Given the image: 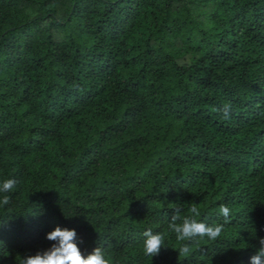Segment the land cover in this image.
<instances>
[{"label": "trees", "instance_id": "1", "mask_svg": "<svg viewBox=\"0 0 264 264\" xmlns=\"http://www.w3.org/2000/svg\"><path fill=\"white\" fill-rule=\"evenodd\" d=\"M232 113L224 119L223 105ZM0 264L74 229L118 264H250L264 237V0H0ZM223 224L185 258L174 210ZM164 232L145 257L143 233Z\"/></svg>", "mask_w": 264, "mask_h": 264}, {"label": "clouds", "instance_id": "2", "mask_svg": "<svg viewBox=\"0 0 264 264\" xmlns=\"http://www.w3.org/2000/svg\"><path fill=\"white\" fill-rule=\"evenodd\" d=\"M224 119H229L232 113V105L225 104L222 109H218ZM17 181L9 178L0 181V207H5L10 203V196L7 193L13 191ZM187 215H181L182 209L177 208L168 223V231L174 234L180 246L176 250L179 256L189 257L192 254L193 246L203 240H217L225 224L231 223V209L227 205L221 204L218 215L224 219L223 224H206L197 219L200 210L196 205L188 208ZM142 252L145 257L153 258L159 255L165 246L164 232L154 233L151 229L144 231ZM53 242L51 246L34 255L20 257L19 264H118V261L109 258L108 255L99 247L95 248L86 257L81 253L77 245V233L74 229L61 228L57 226L48 232L45 237ZM260 247L255 254L250 257V264H264V237L259 238Z\"/></svg>", "mask_w": 264, "mask_h": 264}]
</instances>
